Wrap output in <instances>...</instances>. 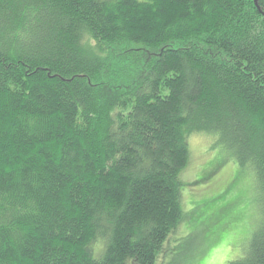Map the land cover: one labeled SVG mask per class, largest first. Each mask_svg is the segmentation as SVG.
<instances>
[{
	"label": "trees",
	"instance_id": "16d2710c",
	"mask_svg": "<svg viewBox=\"0 0 264 264\" xmlns=\"http://www.w3.org/2000/svg\"><path fill=\"white\" fill-rule=\"evenodd\" d=\"M195 134L257 188L227 264H264V0H0V264H157Z\"/></svg>",
	"mask_w": 264,
	"mask_h": 264
},
{
	"label": "rangeland",
	"instance_id": "374dc122",
	"mask_svg": "<svg viewBox=\"0 0 264 264\" xmlns=\"http://www.w3.org/2000/svg\"><path fill=\"white\" fill-rule=\"evenodd\" d=\"M212 143L206 134L188 139L189 160L180 175L186 219L164 243L157 264H227L241 255L258 222L252 175ZM203 171L211 173L207 180L194 182Z\"/></svg>",
	"mask_w": 264,
	"mask_h": 264
}]
</instances>
